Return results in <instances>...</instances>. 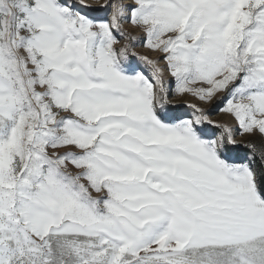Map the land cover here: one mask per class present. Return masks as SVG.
I'll use <instances>...</instances> for the list:
<instances>
[{
	"label": "snow or ice",
	"instance_id": "1",
	"mask_svg": "<svg viewBox=\"0 0 264 264\" xmlns=\"http://www.w3.org/2000/svg\"><path fill=\"white\" fill-rule=\"evenodd\" d=\"M165 72L264 142V0H0V264H264V143Z\"/></svg>",
	"mask_w": 264,
	"mask_h": 264
},
{
	"label": "rangeland",
	"instance_id": "2",
	"mask_svg": "<svg viewBox=\"0 0 264 264\" xmlns=\"http://www.w3.org/2000/svg\"><path fill=\"white\" fill-rule=\"evenodd\" d=\"M124 2L128 3L129 0H124ZM86 3L92 5L93 8L99 9V6L104 4L105 0H86ZM109 13L110 9H107L88 12V15L98 19H107ZM123 27L125 31H130L133 35L141 39L143 38V34L139 30L133 29V27L127 22H124ZM132 51H135L141 55H147L150 59L154 58L156 55L155 53H151L146 48L142 47L139 41H137V44L132 49ZM132 67L135 70L143 71L146 75H150L147 67L141 64L138 60H132ZM164 80L166 84L169 81L172 82L171 87L168 91L167 103L162 110H158L159 115L162 119L165 120V122H175L176 119L188 118L191 115L192 109L188 108L186 105L189 103H197L199 107L209 112V119L221 124H227L228 126L233 128L234 139L237 141V144L229 145V151L226 152V155L231 162H241L252 156L250 153H248V151L251 150L246 146L248 143H255L257 147H260L262 143H264L258 135H241L239 132L235 131L237 128V124L234 119L220 111V108L224 106V102L220 100L219 95L208 104L200 103L193 100L189 96L176 95L174 92V80L167 72L164 73ZM204 128L210 133V136L212 138H214V136L219 132L218 129L214 128L211 125H204Z\"/></svg>",
	"mask_w": 264,
	"mask_h": 264
},
{
	"label": "trees",
	"instance_id": "3",
	"mask_svg": "<svg viewBox=\"0 0 264 264\" xmlns=\"http://www.w3.org/2000/svg\"><path fill=\"white\" fill-rule=\"evenodd\" d=\"M248 153H250L252 155V151L251 150H249Z\"/></svg>",
	"mask_w": 264,
	"mask_h": 264
}]
</instances>
